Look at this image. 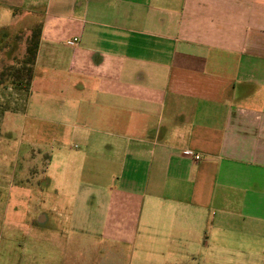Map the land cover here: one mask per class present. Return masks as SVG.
Masks as SVG:
<instances>
[{
    "label": "crops",
    "instance_id": "obj_1",
    "mask_svg": "<svg viewBox=\"0 0 264 264\" xmlns=\"http://www.w3.org/2000/svg\"><path fill=\"white\" fill-rule=\"evenodd\" d=\"M0 35L37 42L0 135L60 169L0 264H264V0H0Z\"/></svg>",
    "mask_w": 264,
    "mask_h": 264
},
{
    "label": "rangeland",
    "instance_id": "obj_2",
    "mask_svg": "<svg viewBox=\"0 0 264 264\" xmlns=\"http://www.w3.org/2000/svg\"><path fill=\"white\" fill-rule=\"evenodd\" d=\"M33 40L32 38L28 44ZM9 44L11 42L3 41L0 35V52H4ZM22 46L23 40L20 37L13 46L7 49L6 52H11L10 55H15L13 63H10L12 56L0 54V83H5L0 86V124L1 118L6 111L19 107L22 103L21 93H16V96L15 92L22 89L27 77L24 72L22 76L21 72L19 73L20 78L9 74V69H13L15 73L18 69L27 68V64H23L25 56L22 57L21 55ZM7 76L8 78H6ZM17 123L20 124L21 122L18 121ZM4 125L6 126L0 127L1 130L7 127V124ZM47 139L49 140L48 143L42 146L37 135L29 134L26 131L13 132L9 137L0 135V242L5 243L4 231L9 219L24 225H31L33 223L32 219L36 221V216L33 217L36 210L38 207H44L42 202H38L41 197L40 193L47 194L46 210L54 203H59L55 199L54 191L57 183L59 184L60 169L54 162L50 166V171L47 175L50 180L47 181L46 185H42L37 177L35 179L36 182L28 181L29 178L32 179L33 176L38 174V169L32 166V162L35 161L33 159L35 156H32V154L42 155L43 151H46L50 155H54L57 151L54 148L55 143L52 139ZM13 174L15 177L18 176L19 180H14ZM39 175H41V171ZM29 211L30 214H28ZM31 212L34 213L31 214ZM48 219L50 221L49 224H56L52 216H48Z\"/></svg>",
    "mask_w": 264,
    "mask_h": 264
},
{
    "label": "trees",
    "instance_id": "obj_3",
    "mask_svg": "<svg viewBox=\"0 0 264 264\" xmlns=\"http://www.w3.org/2000/svg\"><path fill=\"white\" fill-rule=\"evenodd\" d=\"M32 38L34 40L31 43L28 44V46L26 48L25 59H24V62H23V64H27V68L18 69V70H16L15 73H14L13 69H9V74H12L13 77H19L20 78L19 73L21 72V76H22V74L24 72L25 76L27 77L26 80H25V84H27L28 80L30 79L31 66H32L33 61H34L36 44H37V42L35 40V35H32L31 39ZM31 39H30V41H31ZM8 76H10V75H8ZM8 76L6 78H8ZM0 84L3 85L5 83H0Z\"/></svg>",
    "mask_w": 264,
    "mask_h": 264
},
{
    "label": "built area",
    "instance_id": "obj_4",
    "mask_svg": "<svg viewBox=\"0 0 264 264\" xmlns=\"http://www.w3.org/2000/svg\"><path fill=\"white\" fill-rule=\"evenodd\" d=\"M192 157H193V159H194L195 161L199 160V156L196 155V154H193Z\"/></svg>",
    "mask_w": 264,
    "mask_h": 264
}]
</instances>
